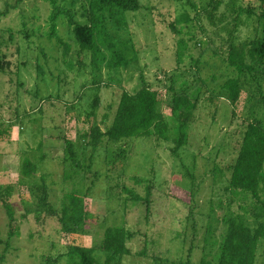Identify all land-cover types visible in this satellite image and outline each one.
<instances>
[{
  "label": "rangeland",
  "instance_id": "1",
  "mask_svg": "<svg viewBox=\"0 0 264 264\" xmlns=\"http://www.w3.org/2000/svg\"><path fill=\"white\" fill-rule=\"evenodd\" d=\"M57 1L87 20L89 0ZM139 2L136 11L105 13L99 43L107 59L94 67L67 15L56 19L52 35L50 0H0L8 10L0 51L10 62L0 70V264H68L73 244L98 246L103 263L100 244L117 226L127 229L131 252L115 264H220L227 219L253 230L264 222L253 195L230 181L247 124L257 118L264 125V70L257 65L241 80L236 105L223 88L238 76L227 60L232 44L247 48L264 38L260 1ZM117 49L128 65H108ZM145 85L160 92L172 129L173 96L197 97L186 144L177 146L170 130L169 141L153 135L88 145L81 133L89 117L104 128L122 93ZM28 157L36 173L25 176ZM72 190L89 213L80 225L49 212L61 210ZM255 264H264V237Z\"/></svg>",
  "mask_w": 264,
  "mask_h": 264
},
{
  "label": "trees",
  "instance_id": "2",
  "mask_svg": "<svg viewBox=\"0 0 264 264\" xmlns=\"http://www.w3.org/2000/svg\"><path fill=\"white\" fill-rule=\"evenodd\" d=\"M50 1L53 5L52 35L55 36L57 32L56 19L63 14L67 15L73 25V33L81 50L91 52L94 67H99L100 63L107 59L99 43V38L102 39L100 29L105 13L109 11L113 14L115 9L136 11L141 7L139 0H89L87 20L80 22L75 19L70 8L59 5L57 0ZM259 1L262 9L259 15L264 19V0ZM7 13L8 10L0 9V18ZM247 13L252 15L254 11L248 9ZM58 40L60 44L66 46L68 51L69 44L62 37H58ZM227 60L229 65L236 69L238 76L228 79L223 84V88L227 90L233 105H236L244 87V82L241 80L248 81L247 77L250 73L253 75L257 65L262 66L264 70V38L252 40L247 48L244 46L238 48L232 44ZM9 63L0 51V70H4L5 65ZM107 63L111 67L125 66L130 63V59L120 49H117V51L113 50L112 57ZM98 102L99 99H95L93 107H96ZM162 104L163 97L160 92L147 85L136 93L124 91L110 124H106L104 120L103 128L102 124L88 115L90 125L81 133V137L88 145L97 148L106 138L119 141L135 136L156 135L169 141L172 139L170 130H173L177 146L186 144L189 138L188 128L195 119L194 110L197 108V97L178 94L173 96L172 104L169 106L170 115L175 121L173 129L162 110ZM92 113L95 114V111ZM66 147L70 158L75 160L73 142L66 141ZM23 173L25 176L36 173V165L29 157L23 162ZM230 181L234 189L250 192L256 199V204L264 210V125L257 118L247 124ZM3 196L1 191V197ZM5 204L9 206L7 200ZM49 212H59L62 220L71 221L75 225L86 222L89 214L83 197L75 190L66 193L61 210L50 206ZM10 216L13 218L12 212ZM227 223V234L221 248L220 264H255L259 242L264 237V222L255 230L242 220L235 218L227 219ZM13 226L11 222V237L14 235ZM127 239L128 231L125 227H108L100 244L101 249L106 253L103 263L96 256L98 246L73 244L69 250L68 264H115L120 262L125 254L131 252L126 243Z\"/></svg>",
  "mask_w": 264,
  "mask_h": 264
}]
</instances>
